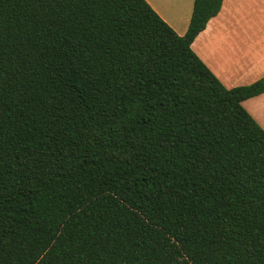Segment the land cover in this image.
Returning <instances> with one entry per match:
<instances>
[{
    "label": "trees",
    "instance_id": "trees-1",
    "mask_svg": "<svg viewBox=\"0 0 264 264\" xmlns=\"http://www.w3.org/2000/svg\"><path fill=\"white\" fill-rule=\"evenodd\" d=\"M145 0H0V264H264V129Z\"/></svg>",
    "mask_w": 264,
    "mask_h": 264
},
{
    "label": "crops",
    "instance_id": "crops-1",
    "mask_svg": "<svg viewBox=\"0 0 264 264\" xmlns=\"http://www.w3.org/2000/svg\"><path fill=\"white\" fill-rule=\"evenodd\" d=\"M145 1L177 34H184L193 0ZM191 47L225 86L232 87L226 83V74L237 76L239 66L244 67L247 59L264 60V0H222L220 11L207 22Z\"/></svg>",
    "mask_w": 264,
    "mask_h": 264
},
{
    "label": "rangeland",
    "instance_id": "rangeland-1",
    "mask_svg": "<svg viewBox=\"0 0 264 264\" xmlns=\"http://www.w3.org/2000/svg\"><path fill=\"white\" fill-rule=\"evenodd\" d=\"M250 56H253V54H250ZM245 62L244 67L242 64L239 66L237 76L234 75L231 77L229 74V76H227V74L225 75L227 84H231L232 87L249 84L264 75V60H254L249 62L247 59ZM242 104L245 109L258 120L259 123L264 125V94L249 98L243 101Z\"/></svg>",
    "mask_w": 264,
    "mask_h": 264
}]
</instances>
